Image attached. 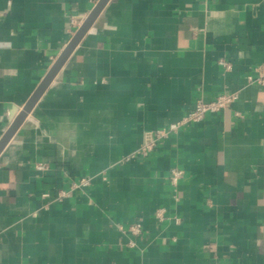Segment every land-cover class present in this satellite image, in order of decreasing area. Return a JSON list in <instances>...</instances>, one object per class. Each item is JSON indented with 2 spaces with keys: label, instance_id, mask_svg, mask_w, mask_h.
Instances as JSON below:
<instances>
[{
  "label": "crops",
  "instance_id": "crops-1",
  "mask_svg": "<svg viewBox=\"0 0 264 264\" xmlns=\"http://www.w3.org/2000/svg\"><path fill=\"white\" fill-rule=\"evenodd\" d=\"M98 1L0 0V139ZM261 74L264 0H109L0 153V264H264Z\"/></svg>",
  "mask_w": 264,
  "mask_h": 264
},
{
  "label": "water",
  "instance_id": "water-1",
  "mask_svg": "<svg viewBox=\"0 0 264 264\" xmlns=\"http://www.w3.org/2000/svg\"><path fill=\"white\" fill-rule=\"evenodd\" d=\"M108 1L109 0H99L97 4L94 6V8L92 9V11L89 13V15L86 17V19L79 26L74 36L70 40V42L67 44V46L64 48L62 53L59 55L57 60L52 65V67L49 69L44 79L41 81V83L39 84L37 89L34 91L30 99L24 105L23 109L19 112V114L13 120L12 124L9 126L7 131L1 137L0 153L5 148V146L8 144V142L10 141L12 136L15 134L17 129L24 122L28 113L33 109L37 101L40 99L42 94L45 92L47 87L50 85L54 77L57 75L59 70L62 68V66L64 65V63L66 62L70 54L73 52L75 47L78 45V43L81 41L83 36L89 30L93 22L99 16V14L101 13V11L103 10V8L105 7Z\"/></svg>",
  "mask_w": 264,
  "mask_h": 264
},
{
  "label": "built area",
  "instance_id": "built-area-1",
  "mask_svg": "<svg viewBox=\"0 0 264 264\" xmlns=\"http://www.w3.org/2000/svg\"><path fill=\"white\" fill-rule=\"evenodd\" d=\"M75 24H78V20H74ZM221 64L226 68H230V62L227 60H221ZM249 83H258L264 84V74L253 76H248ZM238 91H226L214 97L213 99L206 100L205 97H200L196 99L193 109H191L187 115L183 118V122L197 123L205 119L207 114L217 113L223 109L231 106L238 99ZM179 126V123H173L170 125V130H176ZM40 168H44V165H40ZM181 171H174L172 174V181L176 182L178 177L181 175ZM88 180L83 178L79 185H87ZM68 195V192H63L59 194V198H63ZM136 226L135 228H137Z\"/></svg>",
  "mask_w": 264,
  "mask_h": 264
}]
</instances>
